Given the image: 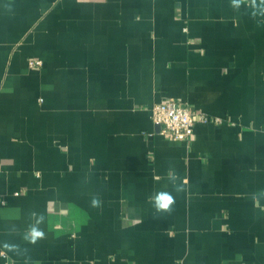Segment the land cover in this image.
Returning a JSON list of instances; mask_svg holds the SVG:
<instances>
[{
  "label": "crops",
  "instance_id": "0c3cea01",
  "mask_svg": "<svg viewBox=\"0 0 264 264\" xmlns=\"http://www.w3.org/2000/svg\"><path fill=\"white\" fill-rule=\"evenodd\" d=\"M0 264H264V0H0Z\"/></svg>",
  "mask_w": 264,
  "mask_h": 264
},
{
  "label": "built area",
  "instance_id": "2783aa9c",
  "mask_svg": "<svg viewBox=\"0 0 264 264\" xmlns=\"http://www.w3.org/2000/svg\"><path fill=\"white\" fill-rule=\"evenodd\" d=\"M39 60L29 61V67H39ZM150 118L154 125L160 128V134L172 141L190 143L193 128L196 123L220 124L219 118H212L201 112L190 110L186 105L177 103L173 99L154 104L150 110Z\"/></svg>",
  "mask_w": 264,
  "mask_h": 264
},
{
  "label": "clouds",
  "instance_id": "9594fccd",
  "mask_svg": "<svg viewBox=\"0 0 264 264\" xmlns=\"http://www.w3.org/2000/svg\"><path fill=\"white\" fill-rule=\"evenodd\" d=\"M172 178L175 179V177ZM177 190L179 191V188H177ZM93 203L95 204L96 201H93ZM173 203H174L173 197L166 192H161L154 197V207L156 208L157 211H170V206ZM42 236H43V232L33 229L32 231L33 242H35L37 238Z\"/></svg>",
  "mask_w": 264,
  "mask_h": 264
}]
</instances>
